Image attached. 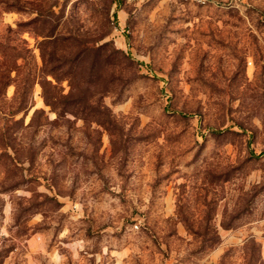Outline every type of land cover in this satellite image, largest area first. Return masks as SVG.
<instances>
[{
  "label": "rangeland",
  "instance_id": "rangeland-1",
  "mask_svg": "<svg viewBox=\"0 0 264 264\" xmlns=\"http://www.w3.org/2000/svg\"><path fill=\"white\" fill-rule=\"evenodd\" d=\"M0 264H264V0H0Z\"/></svg>",
  "mask_w": 264,
  "mask_h": 264
},
{
  "label": "built area",
  "instance_id": "built-area-1",
  "mask_svg": "<svg viewBox=\"0 0 264 264\" xmlns=\"http://www.w3.org/2000/svg\"><path fill=\"white\" fill-rule=\"evenodd\" d=\"M129 2H136L137 0H128ZM178 4H192L200 7L217 6L218 0H174Z\"/></svg>",
  "mask_w": 264,
  "mask_h": 264
}]
</instances>
